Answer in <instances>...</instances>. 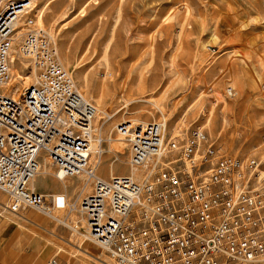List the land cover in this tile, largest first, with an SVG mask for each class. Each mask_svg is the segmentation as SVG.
Returning a JSON list of instances; mask_svg holds the SVG:
<instances>
[{"label":"built area","instance_id":"obj_1","mask_svg":"<svg viewBox=\"0 0 264 264\" xmlns=\"http://www.w3.org/2000/svg\"><path fill=\"white\" fill-rule=\"evenodd\" d=\"M33 10L31 0H0V190L9 210H78L108 264H264L263 160L223 153L201 127L167 137L163 122L123 120L116 132L128 163L147 168L140 180L103 178L100 160L90 159L97 106ZM17 40L35 74L15 100L8 86ZM46 159L59 180L84 175L91 193L69 201L33 189Z\"/></svg>","mask_w":264,"mask_h":264},{"label":"rangeland","instance_id":"obj_2","mask_svg":"<svg viewBox=\"0 0 264 264\" xmlns=\"http://www.w3.org/2000/svg\"><path fill=\"white\" fill-rule=\"evenodd\" d=\"M35 4L49 5L44 28L54 37L59 57L80 90L87 85L85 96L94 102L92 96L108 89L103 101L116 112L101 135L105 153L110 146L117 149L120 145L119 139L112 143L106 139L123 138L116 132L119 122H162L166 116L167 137L172 136L174 126L183 137L201 127L223 153L262 160L264 0H34ZM229 88L234 95H229ZM196 100L197 105L187 111ZM120 152V159L127 162L129 150ZM115 160L114 174H127V164ZM98 172L105 179L111 177L107 170ZM54 173L51 178L38 175L36 190L61 191ZM73 182L67 186L68 193L62 192L69 201L85 195L81 189L73 190L79 180ZM0 195H4L1 190ZM48 206L63 220L72 213L56 203ZM34 212L23 209L19 213L30 216ZM0 213L19 220L2 208ZM38 213L48 221L42 228L34 227L33 235L45 242L49 239L51 246L57 242L62 251L57 254L55 248L49 262H109L90 239L82 243L88 255L78 249L82 240L71 228ZM71 215L85 225L78 210ZM63 252L72 255V260L67 261Z\"/></svg>","mask_w":264,"mask_h":264},{"label":"bare ground","instance_id":"obj_3","mask_svg":"<svg viewBox=\"0 0 264 264\" xmlns=\"http://www.w3.org/2000/svg\"><path fill=\"white\" fill-rule=\"evenodd\" d=\"M31 1L34 4V0H31ZM48 6H49L48 4H43L42 6H39V7L36 4L34 5L35 8H38L37 9V14H36V23H37V26H39V27L44 28V25H45V14H46V10H47ZM20 25L23 26L24 22H22ZM22 29H25V27H22ZM18 41L19 40H17L15 42V45L13 47V51L11 53V59H12L11 73H12V78H11V81H10L9 86H8V92L12 95V97L15 100H18L20 97H22L24 95L26 89L29 88V86L33 84V82H34V74H35L34 69H31V66L29 65L30 64L29 61L25 57H23L21 55ZM67 64H68V62H67ZM24 65H25V67H24ZM26 69H29V70L26 71ZM86 87H87V85L84 84L83 88H82V93L84 95H87ZM107 92H108V89L106 91H103V92L100 91V93H98L99 94L98 97H94V96L91 97L94 100V102L96 103L98 112H97V115H96L95 120H94V123L97 125V127H95V135L93 137V143H92V148H91L92 154H91V158L90 159L91 160H96V161L100 160V165H99V170L98 171L102 172L103 170H107V172L109 171L110 176L115 175L114 172H113L114 166L116 165V163L114 165V161H116L115 159L120 160L123 165L127 164L128 171H129V172H127V174L131 175L135 179H139L140 180V179L143 178V173L145 172V170L147 168L146 167L147 165L144 166V167L130 166L129 163H128V160H127V162H125L124 160L120 159V156H121L119 154V153H121L120 151L124 150L125 148L128 149V144L126 143V141L123 138H116V137H113V136H109L106 139H108L110 143H112L113 140H118L119 139L120 140V145H119V147L117 149H115L114 147L110 146L107 149V153H105V149L103 148L104 138L101 137L102 132H103V130L105 128H107L108 125L106 126L105 124L108 122L109 118H111L116 112V111L115 112H111L112 108H110V110H108L107 108H109V107L103 101V99H104L103 96ZM157 102H159V101H157ZM155 103L156 102H154V104ZM197 103H198V100H196L195 102L189 104V107H188L187 111L193 109L197 105ZM160 104H159V106H160ZM158 109H160V112L164 113V109H162L160 107H158ZM171 115L172 114H170V116ZM167 120L168 119L165 116V119L162 121L165 124V127H166V134H167V127H168ZM174 127H173V129L171 131L172 132L171 135L172 136L180 135L181 134L179 132L180 129H177V128H174ZM96 131H98L97 133H99V135L96 134ZM108 158H111V160L107 161ZM262 160L264 162V154L262 156ZM53 173H54L53 172V164L51 163L50 159H46L41 164V168L39 170V174L38 175H44V176L47 175L48 176V175H51ZM262 174L264 175V173H262ZM51 177H52V175L50 176V178ZM37 179H38V176L35 177L31 181V184H30V186L33 189H35V190H36V181H37ZM74 179L79 180V183H77L75 186L73 185L74 186L73 190L77 191L79 189H82V191H81L82 193L81 194L85 193V195L91 193V183L90 182H85L84 181V179H85L84 175H80L78 177L64 178L63 180H60L61 184H58V187L60 186L59 188H61V191H57L56 193H53L52 195H59L62 192L68 193L69 191H68V187L67 186H68L69 183H74L73 182ZM4 196L5 195H3V196L0 195V208H2L5 211H11L8 208L9 204H10L9 200H6ZM56 208H54V209H56ZM54 211H52V209L48 205L44 208V210H40L41 213L43 212L44 214L49 215L50 217H52V218H54L56 220H59V223L61 222L64 225H66L67 227L71 228L73 230L72 233L76 234L78 236L79 240L80 239L82 240V242L79 243L78 249L80 251L84 252V253H87L88 255H91L90 251L88 249H84L82 247L83 241H85L87 239H90L89 236H88V233H87L86 224L85 225L81 224L80 223L81 221L79 222V220L76 219L74 217V215L72 216L71 214H73V211H72V213L70 212L71 214H69L68 217L65 218L64 220L59 218L58 215H55L53 213ZM12 213H15V212H12ZM61 214H63V213H61ZM38 215H40V213H38ZM70 215H71V217H70ZM82 220L84 221L85 219L82 218ZM100 261L103 264H107L105 259H100Z\"/></svg>","mask_w":264,"mask_h":264},{"label":"crops","instance_id":"obj_4","mask_svg":"<svg viewBox=\"0 0 264 264\" xmlns=\"http://www.w3.org/2000/svg\"><path fill=\"white\" fill-rule=\"evenodd\" d=\"M12 214L19 217V220L16 221L12 216L0 213V264H49L55 248L57 254L62 252L58 249L57 242H51L53 248L49 239L46 243L33 235L34 227L42 228V223L48 221L43 215H38V211L30 216L20 213ZM49 233L52 234V231ZM63 256L67 261L72 260V255L66 252H63ZM80 263L95 264L91 261Z\"/></svg>","mask_w":264,"mask_h":264}]
</instances>
